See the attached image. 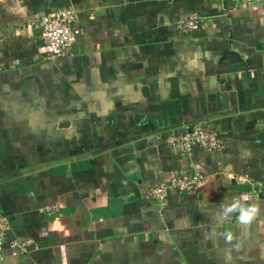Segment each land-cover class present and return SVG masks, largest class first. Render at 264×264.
<instances>
[{"label": "crops", "instance_id": "0c3cea01", "mask_svg": "<svg viewBox=\"0 0 264 264\" xmlns=\"http://www.w3.org/2000/svg\"><path fill=\"white\" fill-rule=\"evenodd\" d=\"M65 5L48 60L33 20ZM196 122L218 150L167 142ZM0 210V264H264V0H0Z\"/></svg>", "mask_w": 264, "mask_h": 264}, {"label": "built area", "instance_id": "2783aa9c", "mask_svg": "<svg viewBox=\"0 0 264 264\" xmlns=\"http://www.w3.org/2000/svg\"><path fill=\"white\" fill-rule=\"evenodd\" d=\"M223 2L227 0H215ZM263 0H231L234 4L247 5ZM77 12L73 5H65L54 10L40 14L33 20L37 28L39 45L45 51L48 60L65 57L69 54L71 47L76 41L74 23ZM200 27V21L194 14L177 20L175 28L181 34H190L191 31ZM171 145H179L184 152L192 154L195 148L201 147L207 151H215L221 147L222 141L219 132L215 128L208 127L203 122H196L182 131L170 134L166 138ZM203 180V175L197 170L177 172L165 181H160L150 188L151 197L164 202L169 189L180 193H192L197 190ZM9 217L0 210V260L3 257V245L6 235L10 229ZM9 244L16 253L19 248L24 249L27 242H19L15 239L9 240Z\"/></svg>", "mask_w": 264, "mask_h": 264}, {"label": "rangeland", "instance_id": "374dc122", "mask_svg": "<svg viewBox=\"0 0 264 264\" xmlns=\"http://www.w3.org/2000/svg\"><path fill=\"white\" fill-rule=\"evenodd\" d=\"M28 109H30V108H26L27 111H28ZM26 116H28V115H26ZM24 124H25V123H22L23 126H24ZM23 129H24V128H23Z\"/></svg>", "mask_w": 264, "mask_h": 264}]
</instances>
